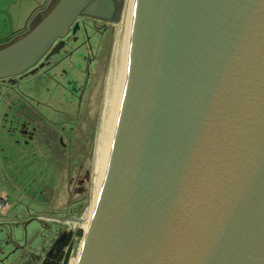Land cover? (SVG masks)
I'll return each mask as SVG.
<instances>
[{
  "label": "water",
  "instance_id": "1",
  "mask_svg": "<svg viewBox=\"0 0 264 264\" xmlns=\"http://www.w3.org/2000/svg\"><path fill=\"white\" fill-rule=\"evenodd\" d=\"M112 7L57 0L0 46V77L56 52L78 15ZM74 259L264 264V0H133L115 124Z\"/></svg>",
  "mask_w": 264,
  "mask_h": 264
},
{
  "label": "flooded vegetation",
  "instance_id": "2",
  "mask_svg": "<svg viewBox=\"0 0 264 264\" xmlns=\"http://www.w3.org/2000/svg\"><path fill=\"white\" fill-rule=\"evenodd\" d=\"M112 1L109 17L78 15L76 29L70 27L57 38L62 43L56 52L47 51L29 68L0 77V119L7 123L6 131L0 133V264H75L72 256L83 226H72L70 196L56 195V156L66 142L48 127L35 130L30 115L34 111L43 125L49 122L48 98L53 91L49 83L57 80L53 66L79 47H91L87 30L100 31L99 21L104 27L105 20L116 16L121 0ZM69 41L76 43L62 51ZM25 104L31 109L26 111L29 118L20 119L21 113L14 111L8 116V109L19 110ZM84 213L85 227L88 212Z\"/></svg>",
  "mask_w": 264,
  "mask_h": 264
},
{
  "label": "rangeland",
  "instance_id": "3",
  "mask_svg": "<svg viewBox=\"0 0 264 264\" xmlns=\"http://www.w3.org/2000/svg\"><path fill=\"white\" fill-rule=\"evenodd\" d=\"M127 9L128 0H121L113 19L105 20L104 27L101 21L97 23L96 28L100 31L87 30V34L91 37V47H79L74 53L64 55L65 58L53 66V74L57 80L49 83L53 88L48 98L52 105L48 112L49 122L46 121L43 125L34 111H31L32 115H30L32 124L36 125L35 130L41 132L48 127L55 136L63 135L66 142L60 147L62 150L58 151L56 156L55 175L56 183L59 184L56 195L61 196L62 199L63 196H70L73 227L84 226L85 219H82V215L84 212V216L86 215L92 204L97 148L107 90L116 62L117 44L123 37ZM3 16L0 17V46L27 28L23 27V22L19 27H12L8 19L3 20ZM75 43L69 41L62 51H68ZM27 110L31 109L26 104L19 110L8 109V116L13 115L12 111H14L21 113L19 117L29 118ZM3 122L4 120L0 119V133L6 131L7 123ZM66 159L69 160V169ZM74 256L75 254L72 256L73 259Z\"/></svg>",
  "mask_w": 264,
  "mask_h": 264
},
{
  "label": "bare ground",
  "instance_id": "4",
  "mask_svg": "<svg viewBox=\"0 0 264 264\" xmlns=\"http://www.w3.org/2000/svg\"><path fill=\"white\" fill-rule=\"evenodd\" d=\"M96 9L103 10L104 5L102 3L96 4ZM132 9H133V0H128V11L127 17L124 23V32L123 37L119 40L116 49V62L115 66L109 81V86L107 90L106 96V103H105V112L103 117V123L101 128V133L99 136V144L97 148V159H96V177H95V186H94V194L92 199V204L95 199L99 180H100V173L102 166L105 162L114 124L117 115L118 104L120 100V95L123 87L124 81V73H125V66H126V58H127V48H128V40H129V33H130V25H131V18H132ZM92 204L89 208L88 215L86 218L85 227L87 225L90 212L92 209Z\"/></svg>",
  "mask_w": 264,
  "mask_h": 264
},
{
  "label": "crops",
  "instance_id": "5",
  "mask_svg": "<svg viewBox=\"0 0 264 264\" xmlns=\"http://www.w3.org/2000/svg\"><path fill=\"white\" fill-rule=\"evenodd\" d=\"M55 0H0V17L10 21L12 27H27L25 31L33 27ZM28 25V26H27ZM24 31L21 33L23 34ZM20 35H15L16 37ZM14 36V38H15ZM13 38V39H14ZM6 44V43H5ZM2 46V45H1Z\"/></svg>",
  "mask_w": 264,
  "mask_h": 264
},
{
  "label": "trees",
  "instance_id": "6",
  "mask_svg": "<svg viewBox=\"0 0 264 264\" xmlns=\"http://www.w3.org/2000/svg\"><path fill=\"white\" fill-rule=\"evenodd\" d=\"M56 1H57V0H55L54 3H55ZM50 8H51V7H50ZM50 8H49V9H50ZM49 9H48V10H49ZM48 10H47L46 12L43 13L42 17L48 12ZM24 33H25V31H24Z\"/></svg>",
  "mask_w": 264,
  "mask_h": 264
}]
</instances>
